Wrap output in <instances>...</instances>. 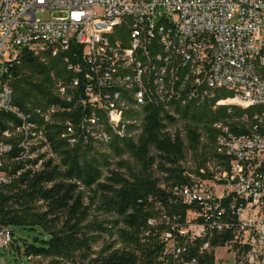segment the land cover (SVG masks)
Instances as JSON below:
<instances>
[{
    "label": "built area",
    "instance_id": "2783aa9c",
    "mask_svg": "<svg viewBox=\"0 0 264 264\" xmlns=\"http://www.w3.org/2000/svg\"><path fill=\"white\" fill-rule=\"evenodd\" d=\"M25 53L61 59L58 101L29 111L14 102L10 67ZM0 72V185L54 157L49 123L64 125L70 144H107L137 138L146 106H225L213 122L217 156L171 188L190 207L163 233L164 253L197 264L182 238L206 237L213 264H264V0H0ZM215 233L227 240L212 246ZM13 237L0 222V249Z\"/></svg>",
    "mask_w": 264,
    "mask_h": 264
},
{
    "label": "trees",
    "instance_id": "16d2710c",
    "mask_svg": "<svg viewBox=\"0 0 264 264\" xmlns=\"http://www.w3.org/2000/svg\"><path fill=\"white\" fill-rule=\"evenodd\" d=\"M65 72L59 57L25 53L10 67L14 102L29 111L58 101L54 79ZM145 111L137 138L113 135L107 144L93 138L70 144L60 137L64 125L49 123L54 157L0 185V222L13 232L15 227L38 231L33 241L24 243V252L34 256L32 264H58L61 259L171 263L162 235L173 230L176 218L184 222L190 207L177 202L171 188L188 182L191 173L198 174L217 156L213 122L226 116V107L190 102L173 104L172 113L155 106ZM18 167L20 163L13 164L11 171ZM206 239L182 238L187 259L214 263L213 249L201 250ZM208 240L212 246L222 244L227 235L215 233Z\"/></svg>",
    "mask_w": 264,
    "mask_h": 264
},
{
    "label": "rangeland",
    "instance_id": "374dc122",
    "mask_svg": "<svg viewBox=\"0 0 264 264\" xmlns=\"http://www.w3.org/2000/svg\"><path fill=\"white\" fill-rule=\"evenodd\" d=\"M39 16L43 19H50L54 16H58L53 10H42ZM1 74V72H0ZM38 231L28 230L19 227L14 228V245H10L7 249H0V264H32L31 260L28 258V254L24 252V243L33 241V237ZM108 237L105 236V239ZM108 238V240L114 239ZM120 244L118 243L117 246ZM101 246V242L96 246V248ZM219 252L225 257H229V254L225 252L224 249H220ZM222 264H226L224 260L221 261Z\"/></svg>",
    "mask_w": 264,
    "mask_h": 264
}]
</instances>
